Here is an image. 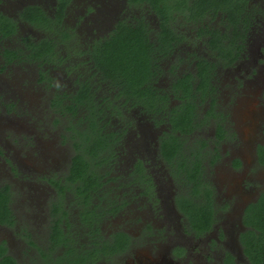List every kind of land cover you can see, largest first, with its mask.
Returning a JSON list of instances; mask_svg holds the SVG:
<instances>
[{
    "label": "flooded vegetation",
    "instance_id": "flooded-vegetation-1",
    "mask_svg": "<svg viewBox=\"0 0 264 264\" xmlns=\"http://www.w3.org/2000/svg\"><path fill=\"white\" fill-rule=\"evenodd\" d=\"M190 1L0 0V175L23 188L26 221L15 235L25 245V262L77 264L79 254L98 251L100 258L82 264H252L241 236L249 228L246 208L264 191V0H247L231 16L205 6L199 19L175 10L178 2L185 10ZM157 7L175 13L168 16ZM125 25L146 27L156 49L152 87L168 101L159 112L127 99L108 72L94 65L95 46ZM46 41L53 49L45 54ZM200 62L207 84L198 88ZM83 83L98 108L84 95L81 101L76 97ZM188 87L192 94L185 92ZM254 89L256 125H246L238 109H244L241 96ZM48 90L51 119L30 108L39 106ZM56 96L77 107V114L54 112ZM183 106L194 113L183 136L186 151H203V178L213 189L215 221L202 234L178 207V181L162 153L171 115ZM21 107L31 111L19 112ZM76 116L83 125L96 121L114 133L103 151L115 155L99 166V188L88 190L86 202L72 186L83 182L68 180L76 154L68 121L76 123ZM67 140L70 151L63 149ZM0 188L11 192L14 219L0 223V245L20 264L7 238L19 226L15 191L12 182ZM135 207L139 213L130 216ZM41 218L43 237L34 229ZM57 219L63 240L53 237ZM108 250L114 252L106 255Z\"/></svg>",
    "mask_w": 264,
    "mask_h": 264
},
{
    "label": "trees",
    "instance_id": "trees-1",
    "mask_svg": "<svg viewBox=\"0 0 264 264\" xmlns=\"http://www.w3.org/2000/svg\"><path fill=\"white\" fill-rule=\"evenodd\" d=\"M247 0H191L184 10L182 2H178L175 10L179 14H184L190 19H199L203 8L222 9L231 16V11L241 10ZM235 4V5H229ZM165 15H174V10H168L167 7H157ZM37 11V16H40ZM168 27H164L165 35ZM120 32H115L104 42L102 47L95 46L94 65L103 74L108 72V77L117 85L121 86V92L127 99L138 101L149 112H159L168 107L167 97L156 91L152 87L153 63L156 49L147 37V28L144 26H121ZM43 53H49L53 49V44L44 42ZM221 47L222 56H226ZM226 59V58H225ZM202 62L205 60L201 59ZM201 69L199 73L198 88L207 84L206 69L199 63ZM189 83V80H187ZM79 90L78 99L85 96L88 103H93L92 107L98 108L97 101L92 97L90 87L83 83ZM187 94H192V87L185 89ZM81 101V99H79ZM54 112L61 110L67 115L77 114V107L72 104H66L64 100H59L56 96L52 101ZM183 112L175 111L172 114L171 133L168 137H162V153L165 160L173 168L175 181H178V207L188 216L189 222L194 230L202 234L211 229L215 221L213 189L209 183L204 181V158L203 151H186L187 146L183 139L184 134L192 128L193 108L189 106L182 107ZM174 112V113H175ZM95 114L87 113L86 117H93ZM78 116V115H77ZM76 116V119H77ZM82 119L68 121L69 130H73V147L76 154L73 157L72 166L68 180L81 181V184H73L76 187V196H84V202L89 201V189L99 188L97 182L101 180L102 173L99 166L108 164L115 155L113 151H103L106 148L109 137L113 136L104 130L103 126L93 121L89 126L81 124ZM73 125L71 128L69 125ZM66 139V138H64ZM93 165V166H92ZM90 166V167H89ZM151 190V189H147ZM202 195L206 197L202 203L197 200ZM11 192L9 189L0 188V223H13L14 219L8 202ZM61 219L55 220L53 237L56 240H63L64 227ZM245 223L249 227L241 236L244 244V252L252 264H264V191L261 193L257 202L250 204L245 210ZM120 245V244H119ZM113 250L105 251V254H112ZM70 253L71 250L65 251ZM98 251L89 253L88 256L79 254L77 264H82L86 260L93 261L100 258ZM0 264H18L16 259L7 253L6 247L0 245Z\"/></svg>",
    "mask_w": 264,
    "mask_h": 264
},
{
    "label": "rangeland",
    "instance_id": "rangeland-1",
    "mask_svg": "<svg viewBox=\"0 0 264 264\" xmlns=\"http://www.w3.org/2000/svg\"><path fill=\"white\" fill-rule=\"evenodd\" d=\"M49 94H50V90H48L46 93H44L43 96L45 98L42 97L43 101L41 102V104L39 106H34V107H30V108L32 110H34L36 113L40 112V114L43 113L44 116L47 115L49 117V119H51V113L47 114L46 104H45L46 103L45 99L47 98V96ZM241 99H242V103L244 105V109L242 111L241 108H239L238 112L241 115L243 122L246 125H256L255 121H254V117H255V115L258 111V108H259V106H258L259 105V103H258L259 95H258L257 90L254 89L253 94H243L241 96ZM30 108L29 107H21V108H19V112L31 111ZM3 115H4V117H6V114H3ZM244 127H245V129L241 128V133H245L246 128H248L246 126H244ZM49 135L51 136V138L58 139V137H57L58 134L55 133L54 130L53 131L51 130ZM59 141L60 140H58L57 142L59 143ZM68 143H69L68 140L65 141L64 146H63L64 151H70L72 149V146H70V144H68ZM214 177H215V175H214ZM3 182H12L13 190L15 191V210H16V215H17L19 226L17 225L15 227L16 231L13 229V231H14L13 236H7L8 240L12 244V248H13L12 254H14L15 256H18L20 258V259L18 258L20 261V264L21 263L22 264H33V263L25 262V255H23V252L25 250V245L20 239H18V238H20V236L16 237V235H15L16 232H19V233L21 232V229L24 226L23 224L26 221V216L24 213L25 205L22 202L23 201V195H22L23 188L20 185L16 184L17 182L14 183V180H12L10 177H7L5 175H3V176L0 175V183H3ZM138 208L139 207L130 208L128 210V214L130 216H133L135 214V216H136L137 213H139V211L137 210ZM43 226H44V222H43V218H41L40 221H38L37 226L34 228L37 233H41L42 237L44 235ZM3 233H4V231L2 229H0V239L3 237Z\"/></svg>",
    "mask_w": 264,
    "mask_h": 264
}]
</instances>
